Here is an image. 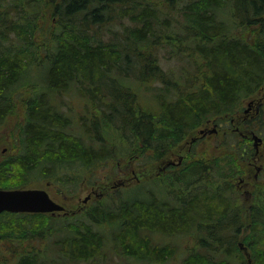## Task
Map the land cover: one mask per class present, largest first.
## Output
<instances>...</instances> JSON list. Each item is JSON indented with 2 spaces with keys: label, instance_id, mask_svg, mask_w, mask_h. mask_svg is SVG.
Returning <instances> with one entry per match:
<instances>
[{
  "label": "trees",
  "instance_id": "obj_1",
  "mask_svg": "<svg viewBox=\"0 0 264 264\" xmlns=\"http://www.w3.org/2000/svg\"><path fill=\"white\" fill-rule=\"evenodd\" d=\"M42 3L39 11L38 0H0V124L16 105V85L29 78L36 25L44 27L39 31L49 45L43 86L25 110L20 150L0 160L1 188L42 179L72 194L85 174L95 178L103 162L119 157L125 137L166 151L205 120L235 114L264 83V0ZM219 10L232 20L219 18ZM230 24L256 29L246 38L233 34ZM161 53L200 64L197 75L183 80L165 70ZM69 88L94 103L87 122L76 124L56 102L55 94ZM141 90H153L151 102L139 101ZM262 115L252 123L262 122L260 132ZM234 144L240 154L250 152L242 135ZM151 155L147 163L159 159ZM220 161L193 159L167 188L155 181L142 196L119 197L115 207L84 211L74 221L63 214L60 234L36 233L55 218L47 213L2 212L1 232L12 234L0 236L8 244L29 239L37 246L16 247L10 262L0 254V264H108L111 256L123 264L168 263L177 245L151 234L194 239L179 264H243V248L254 264H264V193L250 204V230L240 238L236 161ZM44 237L45 248H39Z\"/></svg>",
  "mask_w": 264,
  "mask_h": 264
},
{
  "label": "rangeland",
  "instance_id": "obj_2",
  "mask_svg": "<svg viewBox=\"0 0 264 264\" xmlns=\"http://www.w3.org/2000/svg\"><path fill=\"white\" fill-rule=\"evenodd\" d=\"M38 1L40 2L38 10L41 11L44 5L42 0ZM219 11H221V14L219 13L218 15L219 18H223L228 22L232 20V18H228L226 10ZM230 25L233 34L239 36L244 35L246 38H252V30L256 29V27H249L247 30L245 27L243 28V26ZM41 28H44L41 24L33 28V30H35L33 39L35 41L31 51L33 52L32 63L28 67L29 78L25 77L16 85V89L13 90L11 95L13 100L16 101V105H14L12 111L3 118V122L0 124V160L20 150V132L25 117V110L29 107L34 89L43 86L46 70L44 60L47 52L46 47L49 45L43 43L44 31L40 33L39 30ZM241 29L244 31H241ZM165 57L163 53L160 54V65L165 70L171 69L172 71L181 73L183 80L194 79L195 75H197L196 73L199 70L200 64H191L184 60H176V58H171L170 56L167 58ZM152 91L150 90V95L148 91L143 90L141 98L140 93H138L137 97L139 101L143 102L148 100L151 102L153 99ZM255 97H263L262 100L264 102V83L252 96L242 101L239 111L230 118H226L228 121L224 119L220 123V121L215 120L214 117L210 118V120H205L197 128L187 133L183 140L174 147L168 148L166 151H164V149L152 151L148 149V147H145L141 138L127 140L125 137L123 143L121 142L123 147L121 151H119V157L103 162L96 170L95 178H90L85 174L83 180L78 185L77 191L72 194L63 193L59 190L57 184L42 179H33L26 187L46 189L52 199L62 204L65 210L69 211L66 215L67 218L74 221L77 220L76 218L80 217V215L83 216L84 211L92 212L95 208L100 206L115 207L120 200L119 197L131 198L134 196H142V193L151 188V185H154L155 181L162 185L163 188H167L169 185L168 180L173 178L178 170L174 167H168L163 171H159V167L166 160L173 159L177 161L180 155H183V164L189 159H193L191 156H196L195 158L198 157L204 161H212L214 158L221 160L220 162L224 161L226 158H232L233 161L237 159L240 162V166L235 163V170L237 169L238 172L240 170V172L234 175L232 181L240 187L238 198L242 207L241 217L244 222V226L240 233V238H242L249 232L251 226L249 206L253 199L255 200V197L257 198L264 193V128L262 132H258V135L262 137L261 141L254 140L252 137L250 138L252 147L251 159H244L240 156L237 145L234 144L240 134L233 129L238 127L240 131H245L244 118H248L249 116L245 115L244 109L248 107L250 98ZM55 99L60 109L71 117L76 124H78L80 118H84L87 122L91 114L90 109L95 107L92 100L88 101L85 95L80 94V92L74 88L65 89V91L58 95L55 94ZM134 106L135 104H133V107ZM213 123L218 124L215 133H209L199 137L188 147V141L192 136L198 134L199 128H211L213 127ZM253 143L255 145H253ZM151 154L155 157H159V159L147 163V161L152 158ZM258 165L261 167L260 171L256 169ZM229 173L231 172L229 171ZM255 174H257L256 177H254ZM240 178H245L248 183H246V181L239 183ZM122 182L124 183L123 185L121 184ZM95 192L98 196L95 195ZM88 194H91L90 198L86 202H83V199ZM79 209L80 211H77ZM71 211H76V213L72 214L70 213ZM47 214L55 218L49 220V222L44 225L45 227L36 233L60 234V231L58 232L59 219L63 216V211L60 213ZM1 231L2 229L0 230V234H12L11 231L6 233ZM151 236L153 239H157V241L174 243L177 245L178 254H174L172 259L166 264H179L182 255L189 246L195 245L194 239L184 234L173 237L172 239L164 235L151 234ZM28 240L29 239L21 240V246H27L29 248H32L33 245L37 246L35 240L29 243L27 242ZM46 243L47 238L44 237L39 248L44 249ZM21 246L18 245L16 241L8 244L7 239L0 236V254L8 262L12 261L13 249L15 250L16 247L19 249ZM243 253L246 259L251 255L247 248H243ZM121 263L123 264L117 256H111L108 260V264Z\"/></svg>",
  "mask_w": 264,
  "mask_h": 264
},
{
  "label": "water",
  "instance_id": "obj_3",
  "mask_svg": "<svg viewBox=\"0 0 264 264\" xmlns=\"http://www.w3.org/2000/svg\"><path fill=\"white\" fill-rule=\"evenodd\" d=\"M203 131V130H201ZM255 140L260 138L254 135ZM90 198L87 195L83 202ZM69 213L65 207L52 199L44 188L36 187H15L1 188L0 187V213ZM70 213H74L71 211ZM243 264H254L251 257H248Z\"/></svg>",
  "mask_w": 264,
  "mask_h": 264
},
{
  "label": "flooded vegetation",
  "instance_id": "obj_4",
  "mask_svg": "<svg viewBox=\"0 0 264 264\" xmlns=\"http://www.w3.org/2000/svg\"><path fill=\"white\" fill-rule=\"evenodd\" d=\"M248 97H250V96H248ZM262 99H263V97L262 98H259V97L258 98H256V97L255 98H250V100L248 102V107H246L244 109L245 115L249 116L248 118H246V117L244 118L245 119V121H244L245 131H240V129L238 127L233 129L234 131H238L239 134L243 136L245 145H247V147L251 151V152H249L246 149L245 153H241L240 154V156H243L242 158H244V159H251V157H252V155H251L252 154V147H251V143H250V138L252 137V139H254V135H256V136H258L260 138V141L262 140V137L258 135V132H260L258 128L262 129V122L260 124L261 127L252 126V123L255 121V119L261 117V114H263L262 115V121H263V118H264V102H263ZM230 117H228V118H230ZM207 120H210V118L207 119ZM215 120H217V119L215 118ZM217 121H220V123H221V121H223V119L217 120ZM263 123H264V121H263ZM217 126H218L217 123H213V127H211V128H209V127L199 128L198 134L196 136H192L190 138V140L188 141V147L190 146L191 143H193L199 137L205 136V135H207L209 133H215L217 131ZM263 128H264V125H263ZM201 130H203V131H201ZM253 145H255V144L253 143ZM232 146H233V144H232ZM191 157H193V159H196L195 158L196 156H191ZM193 159H189L188 161H186L183 164V162H182L183 155H180L177 161H175L173 159H169V160H166L165 162H163L161 164V166L159 167V171H163V170H165L168 167H174V168H177V170H180L183 165H185L186 163H189ZM235 161H236V164H238L240 166V162L237 159ZM256 169H257V171H260L261 167L258 165L256 167ZM239 172H240V170H239ZM256 176H257V174H255L254 177H256ZM121 181H123V180H121ZM245 181H246V183H248V181L245 178H240L239 183H243ZM232 183L235 186V188H237L239 190L240 187H238V185H236L233 181H232ZM121 184L123 185L124 183L122 182ZM88 195L91 196V194H88ZM95 195L98 196L96 192H95Z\"/></svg>",
  "mask_w": 264,
  "mask_h": 264
}]
</instances>
